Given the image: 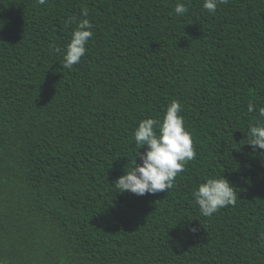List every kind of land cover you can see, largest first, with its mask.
Listing matches in <instances>:
<instances>
[{"label": "trees", "instance_id": "1", "mask_svg": "<svg viewBox=\"0 0 264 264\" xmlns=\"http://www.w3.org/2000/svg\"><path fill=\"white\" fill-rule=\"evenodd\" d=\"M70 18L93 36L65 69ZM173 99L195 159L168 192H116ZM260 107L264 0H0V264H264ZM219 175L236 204L203 217L192 193Z\"/></svg>", "mask_w": 264, "mask_h": 264}, {"label": "clouds", "instance_id": "2", "mask_svg": "<svg viewBox=\"0 0 264 264\" xmlns=\"http://www.w3.org/2000/svg\"><path fill=\"white\" fill-rule=\"evenodd\" d=\"M43 5L46 0H38ZM227 0H203V8L214 13L220 4ZM175 14L183 16L188 8L178 2ZM87 17V9L82 12ZM75 23L63 57V68L72 69L80 63L86 53V44L93 36L92 24L87 18L75 21L70 18L67 23ZM181 104L173 99L165 108L160 119L146 118L141 120L134 129L133 138L137 151L131 163L125 168L124 174L115 180L116 192H131L136 195L155 194L170 190L175 178L184 171L185 165L195 159L196 151L193 146L191 132L185 128L181 113ZM257 111L253 103L248 104V112ZM249 143L254 149L264 151V107L258 109L255 123L248 127ZM144 148L141 152L140 149ZM137 158L139 162H137ZM199 214L211 218L219 209L235 205L237 193L232 183L223 175L206 177L192 193ZM195 232V227L190 229Z\"/></svg>", "mask_w": 264, "mask_h": 264}]
</instances>
